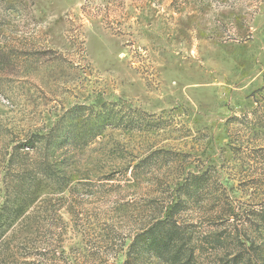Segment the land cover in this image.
Masks as SVG:
<instances>
[{
	"label": "rangeland",
	"instance_id": "1",
	"mask_svg": "<svg viewBox=\"0 0 264 264\" xmlns=\"http://www.w3.org/2000/svg\"><path fill=\"white\" fill-rule=\"evenodd\" d=\"M0 46V264H166L131 244L200 175L192 264H264V0H0Z\"/></svg>",
	"mask_w": 264,
	"mask_h": 264
},
{
	"label": "trees",
	"instance_id": "2",
	"mask_svg": "<svg viewBox=\"0 0 264 264\" xmlns=\"http://www.w3.org/2000/svg\"><path fill=\"white\" fill-rule=\"evenodd\" d=\"M14 64V58L7 54V52L0 46V75L3 74L9 66ZM54 129L48 132L45 140L46 146L49 145L52 140L55 138L53 133ZM44 138V136H42ZM42 137H39L42 139ZM27 145H30L31 148L35 145V140L28 139L26 141ZM17 153V152H16ZM15 153V154H16ZM13 154V157L16 156ZM18 154V153H17ZM23 154V153H22ZM21 154V155H22ZM27 154V152H24ZM20 155V154H18ZM22 161H20L21 163ZM25 165V163L23 162ZM31 173V172H30ZM33 175V174H32ZM21 177L22 188L14 191L12 197L7 198L4 205L1 207L0 212V240L5 233V231L13 224L14 220L19 216L25 213L26 208L31 204V188L33 187V177L31 178L30 174L23 173ZM35 179V178H34ZM207 179H204V175L200 176H190L185 179V182H193L191 186L187 185L183 192L185 199L178 198V200L173 204L169 212L162 216L156 218L150 225H148L136 238V240L131 244V258L138 260L144 255L148 257H154L166 264H192L196 258V253L200 249L197 245V230L192 228L191 224H186L183 220L178 218L176 214L177 207L180 210H186L192 204H198L203 199L201 198V190H198L197 185H201L202 182H205ZM196 188V189H195ZM201 191V192H200ZM175 208V210H174ZM233 209V208H232ZM232 215L233 213L232 210ZM229 217V216H228ZM228 219V218H227ZM235 222L238 218L235 215ZM240 222V221H239ZM252 229L258 231V235L263 239L264 237V211H259L254 214L252 223L249 226ZM226 233V231H224ZM229 234V232H227ZM234 237L238 244L243 245L244 240L241 238L242 233L235 228ZM247 241H251L250 236L244 231ZM227 234V235H228ZM224 235V236H227ZM244 235V234H243ZM205 240L208 237L203 236ZM226 237L214 236L207 241L213 248L218 246L222 248L237 247V242H233ZM228 243H233V245H228ZM241 252H237L233 260L239 259ZM127 261V260H126ZM128 261L126 262V264Z\"/></svg>",
	"mask_w": 264,
	"mask_h": 264
},
{
	"label": "water",
	"instance_id": "3",
	"mask_svg": "<svg viewBox=\"0 0 264 264\" xmlns=\"http://www.w3.org/2000/svg\"><path fill=\"white\" fill-rule=\"evenodd\" d=\"M219 80H222V77L221 76L219 77Z\"/></svg>",
	"mask_w": 264,
	"mask_h": 264
}]
</instances>
